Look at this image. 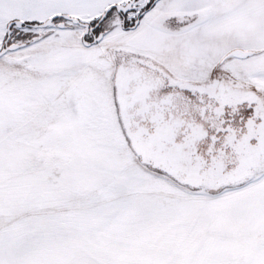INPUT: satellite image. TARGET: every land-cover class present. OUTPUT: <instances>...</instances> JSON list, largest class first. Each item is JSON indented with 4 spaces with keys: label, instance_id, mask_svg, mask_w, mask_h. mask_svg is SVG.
<instances>
[{
    "label": "snow or ice",
    "instance_id": "1",
    "mask_svg": "<svg viewBox=\"0 0 264 264\" xmlns=\"http://www.w3.org/2000/svg\"><path fill=\"white\" fill-rule=\"evenodd\" d=\"M0 264H264V0H0Z\"/></svg>",
    "mask_w": 264,
    "mask_h": 264
}]
</instances>
